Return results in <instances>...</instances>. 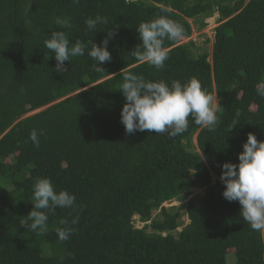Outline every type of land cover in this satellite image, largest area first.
<instances>
[{
	"label": "trees",
	"instance_id": "1",
	"mask_svg": "<svg viewBox=\"0 0 264 264\" xmlns=\"http://www.w3.org/2000/svg\"><path fill=\"white\" fill-rule=\"evenodd\" d=\"M215 11L222 24L210 62L207 52L194 56V43L179 42L193 34L189 20ZM97 15L108 22L88 30L85 20ZM158 16L182 27L178 40L165 39L161 69L131 53L142 43L137 26ZM56 17L71 27L59 28ZM56 30L87 45L62 71L44 44ZM110 30L112 59L97 70L87 52ZM122 70L169 84L196 77L219 100L214 130L189 116L175 138L126 134ZM262 81L264 0H0V264H229L231 255L234 264H264V236L244 221L238 201L223 197L220 179L225 162H239L250 132L264 141V97L256 91ZM37 178L76 196L74 209L49 214L43 234L27 228ZM195 188L206 189L197 203L164 207L187 201ZM157 210L150 227H135L134 217L148 223ZM77 215L61 242L57 228ZM184 216L190 224L178 233Z\"/></svg>",
	"mask_w": 264,
	"mask_h": 264
},
{
	"label": "clouds",
	"instance_id": "2",
	"mask_svg": "<svg viewBox=\"0 0 264 264\" xmlns=\"http://www.w3.org/2000/svg\"><path fill=\"white\" fill-rule=\"evenodd\" d=\"M74 2L78 3V0ZM107 22V18L100 15L85 20L88 30H94L98 24ZM55 24L61 29L71 27L68 18L56 17ZM136 30L142 43L132 50L133 57L140 63L147 62L157 69L163 68L168 59L164 41L178 40L182 36V27L165 16H158L154 20L141 22ZM113 36L114 32L110 30L102 45L92 42L87 52L94 61L91 67L99 70L100 64L112 59L108 43ZM44 44L55 56L56 71L64 70L65 62H69L70 58L83 56L87 48L80 40L70 42L62 30L52 31ZM120 75L123 78L120 90L126 99L121 111V123L125 126L126 134L148 131L167 133L170 138H175L187 130L189 116L197 125L214 130L218 122L216 104L196 77L186 82L173 80L169 84L163 80L147 81L123 70ZM256 91L264 97V81L257 84ZM30 139L36 147L40 146L35 129L31 131ZM238 161L222 165L220 179L225 185L223 197L229 202L238 201L244 221L264 236V141H259L250 132L243 144V151L238 155ZM32 199L34 209L27 215L31 221L27 228L43 234L47 231L49 214L55 213L57 208L74 209L76 196L67 190L55 191L48 178H37L33 184ZM78 222V215L71 221H62L63 227L56 230L61 242L70 238L74 232L72 226Z\"/></svg>",
	"mask_w": 264,
	"mask_h": 264
},
{
	"label": "rangeland",
	"instance_id": "3",
	"mask_svg": "<svg viewBox=\"0 0 264 264\" xmlns=\"http://www.w3.org/2000/svg\"><path fill=\"white\" fill-rule=\"evenodd\" d=\"M189 23L192 25L193 28V34L190 38H180L179 45H185V44H190L194 43V47H192V52L194 56L198 57L199 55L207 52L209 54V61L212 62V53H213V47H214V42H215V36H216V29L222 24L221 22V15L218 11H215L213 15L209 18H198L195 20H189ZM218 98L215 96L213 98V103L216 104V107L218 106ZM44 110V109H43ZM37 111L34 113H31L28 116L34 115L36 113L41 112ZM193 145L196 151L198 150L197 147V135L193 139ZM218 179L214 177V183ZM205 188H195L191 192V196L187 199L185 202H177V201H172L169 203L164 204V207L170 209L174 207H179L183 204L188 203L190 200H195L196 203L199 201V198L205 195ZM161 210L154 211L152 214V220L148 223H143L140 219L139 216L134 217V224L135 227L138 229H143L146 226H151L152 222L156 219H159L161 214ZM190 224V220L188 216H184L181 219V227L177 230L178 233H181L182 230ZM148 232H152V229H148ZM230 254L233 253V250L228 251ZM229 264H234L235 262V257L233 255L228 257Z\"/></svg>",
	"mask_w": 264,
	"mask_h": 264
}]
</instances>
